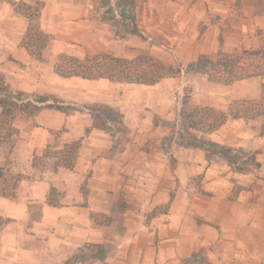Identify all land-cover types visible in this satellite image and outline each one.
Wrapping results in <instances>:
<instances>
[{
    "label": "crops",
    "instance_id": "crops-1",
    "mask_svg": "<svg viewBox=\"0 0 264 264\" xmlns=\"http://www.w3.org/2000/svg\"><path fill=\"white\" fill-rule=\"evenodd\" d=\"M99 1L0 0L6 83L23 93L109 106L125 127L114 144L116 135L96 127L82 108L69 114L42 108L14 118L16 133L0 144V169L16 182L12 195L0 193V216L8 219L0 230V264H65L89 245L103 246L105 259L87 264H264L259 120L228 119L212 133L192 132L197 144L241 150L254 159L240 160L244 171L238 172L218 148L184 147L174 138L164 148L177 119L180 78L144 86L62 78L54 71L61 55L82 60L99 53L144 54L185 68L200 55L212 58L220 42L223 48L236 43L231 35L241 26L257 25L264 16L257 12L259 0H240V10L237 0H135L136 22L149 41L123 43L112 40L108 23L98 19ZM37 2L38 27L51 39L42 61L21 45L28 27L23 6ZM111 45L124 53L128 45L134 49L118 54L108 50ZM187 79L192 105L223 112L233 101L259 98L264 86V77L230 85L194 73ZM75 142L80 148L73 167L58 166L52 153ZM92 215L106 223L95 224Z\"/></svg>",
    "mask_w": 264,
    "mask_h": 264
},
{
    "label": "trees",
    "instance_id": "trees-1",
    "mask_svg": "<svg viewBox=\"0 0 264 264\" xmlns=\"http://www.w3.org/2000/svg\"><path fill=\"white\" fill-rule=\"evenodd\" d=\"M11 1V0H9ZM136 4L134 0H100L98 19L108 23L114 33L115 39L123 37H139L149 41L136 26L134 14ZM41 4L23 6L24 14L28 19V27L24 33L21 45L35 60H43V51L50 42V36L39 29L37 20L40 14ZM55 73L62 78H81L84 80L105 79L118 84H138L144 86L155 85L165 79L181 78L182 89L177 98V109L181 128L188 134L192 142H178L184 147H207L223 151L230 158V166L238 172L244 169L240 160L247 158L254 161L251 156L241 150H233L203 142L197 144L192 132L209 134L223 126L228 119L259 120L264 131V86L259 98L254 100H238L229 104L226 112L215 110L210 107L192 105L190 103L191 88L185 80V74L194 73L205 76L209 81L230 85L245 79L264 77V47L257 49H242L231 54H220L215 59L200 55L196 61L190 63L186 69L179 64L175 67L165 65L160 60L149 55L140 54L127 59L110 54H96L85 56L82 60L71 56L61 55L57 58L54 66ZM46 108L69 114L75 108H82L94 116V124L108 132L122 134L125 127L122 115L109 106L102 104L77 105L65 102L49 95L28 94L16 91L0 75V144L9 140L16 130L11 123L18 114L33 116L40 109ZM106 117L107 125L103 126L96 120V110ZM117 133V134H116ZM168 137L164 138V148L168 145ZM115 144V143H114ZM80 142L64 146L60 151L53 152L56 164L66 169L73 167V162ZM16 182L4 178L0 169V193L10 196L13 193ZM97 225L106 223L100 221L96 215L91 216ZM106 219V218H105ZM8 222V219L0 216V230ZM86 252L75 254L65 264H87L92 259L101 262L105 259L104 248L101 245L86 246Z\"/></svg>",
    "mask_w": 264,
    "mask_h": 264
},
{
    "label": "rangeland",
    "instance_id": "rangeland-1",
    "mask_svg": "<svg viewBox=\"0 0 264 264\" xmlns=\"http://www.w3.org/2000/svg\"><path fill=\"white\" fill-rule=\"evenodd\" d=\"M231 1L232 0H228V2H231ZM134 2H135V0H134ZM233 4H234V8L235 9L240 10V6H241V1L240 0L234 1ZM257 12L262 14V15H264V0H259ZM234 15L235 16L237 15V13H235V11H234ZM243 19H249V18H246L245 15H244ZM256 23H257V25H255V26L253 25V27H252V25L250 26V24L241 26V28H242L241 32L232 34L231 37L233 39L235 38L237 40L236 43L228 44V45H226V47L223 48V43L220 42V47L217 50L216 55H212V58L215 59L218 55L223 54V53L231 54V53H235V52H237L239 50H242V49L249 50V49H257L259 47H264V16H263L262 19L256 20ZM136 26L140 30V27H139L137 22H136ZM110 31L112 33V38H113L112 40H114V41H122L121 43H123L124 41L127 42L128 40L130 41V39L132 40L133 38H138L139 39V37H134V36H129V37H123V38H120V39H115L113 31L111 29H110ZM112 43H113V41H112ZM111 46L112 47H110V49H108L109 51H113V52H116L118 54H124V55L128 52V50L134 49L133 46L128 45V46L124 47V49H126V51L124 53L122 50H120L121 52L118 51L120 49V45H118V46L111 45ZM80 54H82V53H80ZM110 55H112V54H110ZM77 56H81L82 57L83 55H77ZM122 58H125V57H122ZM127 59H129V58H127ZM183 69H186V67L183 68ZM188 74H190V73L185 74V80L187 81L188 85L191 88V85H190V83H189V81L187 79V75ZM179 81H180V83H179L180 86H182L181 78H180ZM191 94H192V88H191ZM94 110H96V115L95 116H96L97 122L99 124H102L103 126H106L107 125L106 117L103 116L102 112L97 111V109H94ZM176 110L178 111V109H177V101H176ZM170 128H171V131H170V134L168 135V139L169 140L166 142L167 145L171 141L170 139H173V138L176 139L177 142H179V141H181L183 143H187L189 141L192 142V139L190 138V136L183 132V130L181 128V125H180L178 114H177V119H176L175 123L172 124V126H170ZM121 135L122 134H117L116 135V139L114 138V143H116V144L118 143V141L122 138ZM164 143L165 142H164V139H163L162 144H164Z\"/></svg>",
    "mask_w": 264,
    "mask_h": 264
}]
</instances>
